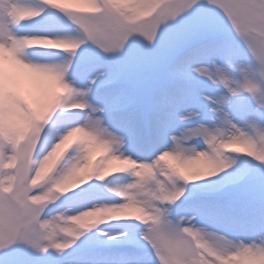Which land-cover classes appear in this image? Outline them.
<instances>
[{
	"label": "snow or ice",
	"instance_id": "obj_1",
	"mask_svg": "<svg viewBox=\"0 0 264 264\" xmlns=\"http://www.w3.org/2000/svg\"><path fill=\"white\" fill-rule=\"evenodd\" d=\"M146 257L264 264V0H0V264Z\"/></svg>",
	"mask_w": 264,
	"mask_h": 264
},
{
	"label": "rangeland",
	"instance_id": "obj_2",
	"mask_svg": "<svg viewBox=\"0 0 264 264\" xmlns=\"http://www.w3.org/2000/svg\"><path fill=\"white\" fill-rule=\"evenodd\" d=\"M53 90H55V86H54ZM99 155H100V150L97 149V150H96V153H95V156H94V159H95V158H98ZM108 171H109V172L112 171V166H108ZM121 215H127V213H122ZM120 223L123 224L124 222H120ZM113 230H119V229H118V228H113ZM144 264H150V261L148 260L147 257L145 258Z\"/></svg>",
	"mask_w": 264,
	"mask_h": 264
}]
</instances>
